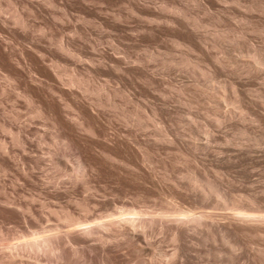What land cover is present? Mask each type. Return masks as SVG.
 <instances>
[{
  "label": "rangeland",
  "instance_id": "1",
  "mask_svg": "<svg viewBox=\"0 0 264 264\" xmlns=\"http://www.w3.org/2000/svg\"><path fill=\"white\" fill-rule=\"evenodd\" d=\"M0 264H264V0H0Z\"/></svg>",
  "mask_w": 264,
  "mask_h": 264
},
{
  "label": "bare ground",
  "instance_id": "2",
  "mask_svg": "<svg viewBox=\"0 0 264 264\" xmlns=\"http://www.w3.org/2000/svg\"><path fill=\"white\" fill-rule=\"evenodd\" d=\"M257 59H258V58H257ZM257 62L260 63V59H258ZM75 83H76V82H75ZM97 91H98V90H97ZM240 99H241V98H240ZM100 103H101V102H100ZM84 166H85L84 163L81 162V163H80V167H81L82 169H84ZM194 182H195V181H194ZM200 183H201V182H200ZM197 184H198V183H197ZM198 186H199V184H198ZM201 186H202V185H201ZM206 186H207V185H206ZM209 186H210V185H209ZM203 187H205V186H203ZM208 188H209V187H208ZM202 190H203V189H202ZM204 191H205V189H204ZM202 192H203V191H202ZM203 193H204V192H203ZM209 193H210V192H209ZM204 195H205V194H204ZM207 195H208V194H207ZM224 195H225V194H224ZM245 197H246V196H245ZM252 197H253V196H252ZM224 198H225V197H224ZM250 199H251V198H250ZM238 200H239V199H238ZM251 200H252V199H251ZM251 200H250V201H251ZM252 202H253V201H252ZM255 204H256V203H255ZM255 204H254V205H255Z\"/></svg>",
  "mask_w": 264,
  "mask_h": 264
}]
</instances>
